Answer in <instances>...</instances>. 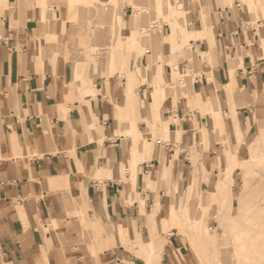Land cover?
I'll use <instances>...</instances> for the list:
<instances>
[{
  "label": "crops",
  "instance_id": "0c3cea01",
  "mask_svg": "<svg viewBox=\"0 0 264 264\" xmlns=\"http://www.w3.org/2000/svg\"><path fill=\"white\" fill-rule=\"evenodd\" d=\"M187 2L189 48L175 51L179 33L165 24L130 52L131 6L114 36L96 8L84 20L0 0V264H68L64 222L77 227L69 215L82 205L109 239L100 264L185 263L178 234L161 240L156 229L204 199L199 165L189 170L206 153L203 132L207 148L220 133L226 153L264 118V19L252 26L243 0ZM176 72L195 78L184 96L165 79Z\"/></svg>",
  "mask_w": 264,
  "mask_h": 264
},
{
  "label": "rangeland",
  "instance_id": "374dc122",
  "mask_svg": "<svg viewBox=\"0 0 264 264\" xmlns=\"http://www.w3.org/2000/svg\"><path fill=\"white\" fill-rule=\"evenodd\" d=\"M187 1L27 0L33 8L46 12L54 10V8H68L69 13L76 16L77 12L80 14L82 11L84 20H92V11L96 8L98 20L102 23L101 26H111L114 36L122 26L120 18L122 7L126 5L133 7L134 29L137 32L134 35L136 37L130 40L131 44L128 46L130 52H137V40L153 39L157 35L156 26L163 27L165 24L175 28L179 33V41L171 44H179L180 47L178 45L174 50L189 48V40L185 39L182 32L189 22L181 6L188 4ZM243 3L248 5L249 12L253 17L251 25L257 28V22L264 19L261 12L264 0H243ZM173 19L178 20L174 25L171 23ZM71 20H75V18ZM103 53L96 52V59H100ZM163 64L162 62L160 66ZM137 70L136 72L141 77L139 83L149 84L156 90L154 84L143 80L141 70ZM134 77V75H128L122 78L127 80L128 86L132 85ZM165 79L169 81L168 86L172 87V92L176 96L179 95L178 90L183 91L182 96H184V92L195 81L191 75H182L179 72L173 74L172 77L165 76ZM155 80L157 81V78ZM165 84L163 83V85ZM219 111L222 115V111ZM199 112L202 115L205 114L203 108ZM213 115H215L214 112ZM248 126L249 124L246 125V127ZM206 135L207 133L203 132L204 148L200 149L197 146L199 153H203V151L206 153L199 155L197 159H192L191 156L192 164L189 167L190 171L193 170L195 164L200 167L197 174V186L204 196L201 203L203 206L197 203L192 204L191 212L195 214L188 215L186 220H183L185 209L184 204H180L179 214L174 212L175 216H173L178 222L174 221V226L167 225L165 227L159 224L156 233L161 240L178 234L186 246L187 257L184 264H264V118L250 126L248 132L238 140L233 149H229L226 153L220 133H215L218 147L214 142L213 147L207 148ZM228 135L232 136L230 130ZM141 140L136 138L134 142L140 145ZM145 142L143 140L144 144ZM210 150L212 151L209 152ZM134 174L135 172H133ZM218 181L220 189L215 190L213 183ZM210 186L214 191L212 198ZM179 201L182 199L177 195L176 203L178 204ZM77 208L79 210L69 217H77L78 226H72L70 221L67 222L68 224L66 221L64 222L63 231L69 237L72 252L64 253L63 258L68 264H100L103 250L110 248L106 246L109 239L105 228L89 220L90 212L85 205ZM56 228L59 229L57 226ZM135 254L146 261L148 260L147 253L135 252ZM2 264L9 263L4 260Z\"/></svg>",
  "mask_w": 264,
  "mask_h": 264
},
{
  "label": "bare ground",
  "instance_id": "6f19581e",
  "mask_svg": "<svg viewBox=\"0 0 264 264\" xmlns=\"http://www.w3.org/2000/svg\"><path fill=\"white\" fill-rule=\"evenodd\" d=\"M263 205V204H262ZM264 206V205H263Z\"/></svg>",
  "mask_w": 264,
  "mask_h": 264
}]
</instances>
